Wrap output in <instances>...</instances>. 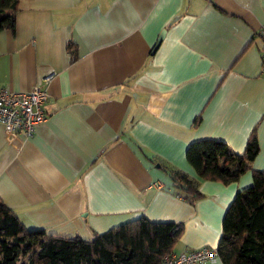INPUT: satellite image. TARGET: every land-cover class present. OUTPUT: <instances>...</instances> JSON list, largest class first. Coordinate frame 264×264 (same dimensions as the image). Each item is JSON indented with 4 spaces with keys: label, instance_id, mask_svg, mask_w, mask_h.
<instances>
[{
    "label": "crops",
    "instance_id": "obj_1",
    "mask_svg": "<svg viewBox=\"0 0 264 264\" xmlns=\"http://www.w3.org/2000/svg\"><path fill=\"white\" fill-rule=\"evenodd\" d=\"M263 24L264 0H19L0 30V85L54 75L46 119L16 149L0 123V199L47 234L90 240L143 215L183 224L173 251L216 250L235 193L264 170ZM255 125L259 150L236 181L202 179L187 161L204 138L241 154ZM161 163L196 177L203 197L175 195Z\"/></svg>",
    "mask_w": 264,
    "mask_h": 264
},
{
    "label": "trees",
    "instance_id": "obj_2",
    "mask_svg": "<svg viewBox=\"0 0 264 264\" xmlns=\"http://www.w3.org/2000/svg\"><path fill=\"white\" fill-rule=\"evenodd\" d=\"M18 1L0 0V30L14 28ZM184 13H178L165 29ZM67 50L75 60V44H68ZM136 75L138 72L126 83ZM199 121L200 115H196L193 126ZM258 150L255 125L241 154L222 140L204 138L190 142L185 156L200 178L229 184L250 168ZM159 168L168 174L175 195L189 202L203 197L196 177L175 166L161 163ZM251 174V185L235 193L222 219L216 249L222 264H264V170L252 169ZM182 231L181 222H155L140 215L95 232L90 240L47 234L41 228H27L0 199V264H161Z\"/></svg>",
    "mask_w": 264,
    "mask_h": 264
},
{
    "label": "built area",
    "instance_id": "obj_3",
    "mask_svg": "<svg viewBox=\"0 0 264 264\" xmlns=\"http://www.w3.org/2000/svg\"><path fill=\"white\" fill-rule=\"evenodd\" d=\"M259 34L263 41L261 73L264 76V24L260 27ZM53 75L52 72L45 74L27 91H15L0 85V123L4 127L5 140L9 146L16 149L46 119V86ZM216 256L217 251L214 248L202 246L188 251H171L162 258L161 264H194Z\"/></svg>",
    "mask_w": 264,
    "mask_h": 264
},
{
    "label": "water",
    "instance_id": "obj_4",
    "mask_svg": "<svg viewBox=\"0 0 264 264\" xmlns=\"http://www.w3.org/2000/svg\"><path fill=\"white\" fill-rule=\"evenodd\" d=\"M165 33H166V30H165V29H162V30L160 31V33L158 34V37H157V39H156V41H155V44L153 45V48H152V50H151V54H153V53L156 51V49L158 48L160 42H161L162 39L164 38ZM156 166L158 167L159 165L156 164Z\"/></svg>",
    "mask_w": 264,
    "mask_h": 264
}]
</instances>
